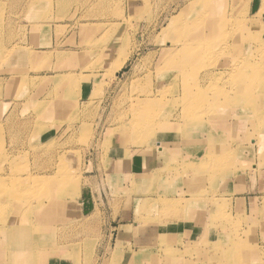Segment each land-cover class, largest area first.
Segmentation results:
<instances>
[{"label":"rangeland","instance_id":"obj_1","mask_svg":"<svg viewBox=\"0 0 264 264\" xmlns=\"http://www.w3.org/2000/svg\"><path fill=\"white\" fill-rule=\"evenodd\" d=\"M180 13L212 48L153 103ZM0 264H264V0H0Z\"/></svg>","mask_w":264,"mask_h":264},{"label":"bare ground","instance_id":"obj_2","mask_svg":"<svg viewBox=\"0 0 264 264\" xmlns=\"http://www.w3.org/2000/svg\"><path fill=\"white\" fill-rule=\"evenodd\" d=\"M208 9L210 10L211 15H212V18L210 21L212 29H216V27L222 28V27H226V25H228L230 18H229L228 13L225 12L224 9L217 7L214 4H210ZM201 15L202 14L198 15V17H200V18H198L197 20L194 21V23L192 24V27L189 26V29H191V32H193L194 29H196L197 24L202 20V17L204 15H202V16ZM216 17H218V18H216ZM253 17H254V15H253ZM183 23H185V22H183V13H180L179 15L172 18V20L170 21V23L167 27V30L164 29L162 31V32L167 31V32H165V35H169L168 36L169 42H167V43L165 42L162 45L163 48H161V50L164 49V55H165V57L163 58V64L164 65H163L162 70L171 71L174 74V68H176V69L180 70L182 73L178 77L175 74L173 76V74H171L170 72H165V73H169L170 78L171 77L172 78L167 80L168 81L167 85H165L162 89L157 90V93L154 94L155 97L153 96L151 98V101L153 103L158 102V101H162L164 96L168 93L167 90H170V87H172V88H184L183 89V99H182L184 102H186L187 100L189 102L193 100L192 96L187 93L186 88L188 87V84L191 83L192 80H194L193 78L197 74V72L199 71L201 66L200 65L196 66V64L190 65V63L196 58V56H198V54L200 55V57H206L208 49L212 48L213 42H210L208 40L206 41L203 37L200 39V43H199L197 40V38H199V36H195V37H191V38H190V36H188V34L185 36V33H183V28H181L183 26ZM168 29L169 30L171 29L173 31L170 33ZM188 33H190V32H188ZM182 36H185V37L181 38ZM123 46H125V44H123L121 46V48ZM124 51L122 52L123 55L117 59H114L112 65H111L109 73L111 76H113L114 79L120 73V70L123 68V66L127 60ZM186 57L187 58L192 57V58L187 60ZM194 82H195V85L197 86L198 85L197 82L196 81H194ZM164 102L166 103V100H164ZM150 107H151V105L148 108L147 107H145V108L149 109ZM238 107L241 110L242 109L247 110L251 106L248 107V105L246 104V105H239ZM163 113H165V112H163ZM201 116L202 115H195L192 119L194 120L195 118H199ZM214 140H216V139H212V141H214ZM215 144H216L215 142H212V144H211L213 146V148L211 146L212 149L215 148ZM137 148H138V146L136 147V149ZM175 152H176V150H175ZM167 154H168V156H170V155H173L174 152L172 150H170ZM215 156L216 155H213L212 151L209 150L207 155H206V159L208 161H212V160H215ZM154 166H153V168H154ZM120 167L121 166H119L118 169H120ZM158 168L163 169L161 164H159ZM129 176H133V173H130ZM159 178H161V177H159ZM162 202L164 205V207H162V208L165 209L166 211H168L169 213H172L174 211H178L175 215L182 214V211L185 208L184 203L180 202V200L173 201L172 199H170V200L168 199V200H165ZM4 206H6V205H4ZM171 216H173V215H171ZM35 251H33L32 253H35ZM17 261H19V259Z\"/></svg>","mask_w":264,"mask_h":264},{"label":"crops","instance_id":"obj_3","mask_svg":"<svg viewBox=\"0 0 264 264\" xmlns=\"http://www.w3.org/2000/svg\"><path fill=\"white\" fill-rule=\"evenodd\" d=\"M80 92L81 93H83V92H85V94H87L88 93V90H87V88H82L81 90H80ZM83 94H81V96H82ZM137 156V155H136ZM135 156H133V158H134ZM138 158H136V159H131V170H130V168H128V170H129V172L130 173H133V172H135V173H140L142 170H143V167H144V159L142 158V157H139V156H137ZM141 158V159H140ZM117 160H119V156H118V158H117ZM130 162V161H129ZM129 164V165H130ZM248 199H250V198H248ZM255 202H254V204L256 203V200H254ZM249 203V206H251V210H252V205H254V204H250V202H248ZM247 203V204H248ZM256 210V209H255ZM191 223H192V220H186V222L183 224V225H190L188 228H186V229H184L183 231V233L184 234H187V235H194V234H197L198 235V237H200L201 236V232H202V228L201 227H197V229L196 230H194L193 229V226H191ZM196 224V223H195ZM179 233V232H178ZM180 234V233H179ZM154 236H159V233L158 232H154ZM187 242L188 241H190V240H186ZM182 243H181V245L182 244H184V242L183 241H181ZM190 242H192V241H190ZM193 243V242H192ZM181 245H179V247L181 246ZM178 247V249L179 250H181L180 248Z\"/></svg>","mask_w":264,"mask_h":264}]
</instances>
